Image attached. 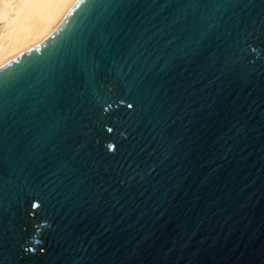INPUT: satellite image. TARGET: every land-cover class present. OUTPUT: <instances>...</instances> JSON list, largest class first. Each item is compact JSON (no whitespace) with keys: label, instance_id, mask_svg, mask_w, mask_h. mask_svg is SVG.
Listing matches in <instances>:
<instances>
[{"label":"snow or ice","instance_id":"1","mask_svg":"<svg viewBox=\"0 0 264 264\" xmlns=\"http://www.w3.org/2000/svg\"><path fill=\"white\" fill-rule=\"evenodd\" d=\"M69 5L39 44L4 59ZM33 51L47 55L17 67ZM262 58L264 0H0V264H144L150 233L112 252L23 241L44 226L38 208L52 219H103L105 231L134 213L140 223L149 215L141 204L162 217L175 163L203 151L200 121L218 125L216 144L264 137V114L258 127L247 122L264 104V81L247 92L249 111L229 90L237 80L247 89ZM215 173L207 179L223 192L228 177ZM184 249L177 264H201V250Z\"/></svg>","mask_w":264,"mask_h":264},{"label":"water","instance_id":"2","mask_svg":"<svg viewBox=\"0 0 264 264\" xmlns=\"http://www.w3.org/2000/svg\"><path fill=\"white\" fill-rule=\"evenodd\" d=\"M42 55H47V51L43 54L33 51L31 55H24L17 67H27L29 63L41 59ZM261 65H264V58L257 63L255 71L251 67L247 70L252 71L247 89L239 80L229 87L230 91L234 90L232 98L238 95V104L244 105L241 111H249L247 104L251 100L247 92L253 91L264 81V68ZM239 72L245 75L244 68H240ZM253 107L255 110L249 111L251 119L247 122L250 127H258L256 121L264 114V104ZM220 119L226 124L232 119V114L221 113ZM203 124L200 121L193 128L202 138L200 143L203 151L198 149V154H189L186 159L181 156L179 163H175L179 169V172L174 173L176 186L166 196L167 202L161 200L163 208L160 211H164L162 217L159 212L152 214L141 204L140 207L149 211V215L143 217L140 223L136 222L139 213H134L118 224L114 222L106 225L108 230L105 231L101 227L103 219L88 220L77 217L75 212L71 215L65 212L64 216L52 219L38 208L35 209L37 219L44 226L39 229L30 226L23 242L36 248L55 246L57 241L62 244L65 241L84 244L85 247L91 242L98 246V250L112 252L121 244H134L150 233V239L144 245L147 257L144 264H177L179 252L182 249L190 250L184 249L185 245L201 250V264H260L261 259H264L261 256L264 252V172L261 171L264 169V137L254 134L253 138L239 144L233 140H228L227 144L221 140L216 144L218 137L214 128L218 125L201 127ZM176 127L179 128V123ZM212 168H217L214 175L228 177L223 192L218 191L217 183H209L207 179ZM222 185L223 181L219 186ZM159 195H164L163 189ZM157 254L163 259H156ZM19 264H25V261ZM179 264H186V261L181 260Z\"/></svg>","mask_w":264,"mask_h":264},{"label":"bare ground","instance_id":"3","mask_svg":"<svg viewBox=\"0 0 264 264\" xmlns=\"http://www.w3.org/2000/svg\"><path fill=\"white\" fill-rule=\"evenodd\" d=\"M67 7H70V5L66 6L65 9L62 10L57 16L41 23L33 31L21 37L19 43L16 46L6 50L4 59L14 60L22 52L29 50L35 44H39L47 33L54 31L59 26L60 19L62 18L63 12L66 11Z\"/></svg>","mask_w":264,"mask_h":264}]
</instances>
